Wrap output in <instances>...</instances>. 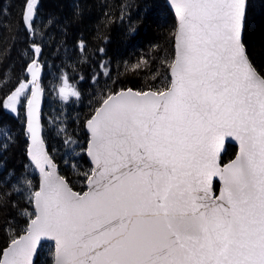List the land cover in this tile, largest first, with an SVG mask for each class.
<instances>
[{
    "label": "snow or ice",
    "instance_id": "1",
    "mask_svg": "<svg viewBox=\"0 0 264 264\" xmlns=\"http://www.w3.org/2000/svg\"><path fill=\"white\" fill-rule=\"evenodd\" d=\"M171 3L177 25L174 53L162 61L168 77L159 88L102 98L86 122L93 166L83 192L44 151L42 49L33 45L31 79H21L3 107L26 110L28 155L40 182L35 188L27 172L8 177L35 211L19 231L5 229L0 264H34L42 239L55 242L53 264H264V75L242 42L247 0ZM36 8L37 0H25L22 19L33 33ZM62 83L63 100L79 96ZM226 137L239 152L221 166ZM4 139L6 150L7 129Z\"/></svg>",
    "mask_w": 264,
    "mask_h": 264
},
{
    "label": "trees",
    "instance_id": "2",
    "mask_svg": "<svg viewBox=\"0 0 264 264\" xmlns=\"http://www.w3.org/2000/svg\"><path fill=\"white\" fill-rule=\"evenodd\" d=\"M247 3L242 42L252 65L264 75V0ZM24 11L25 0H0V247L7 246L5 229L19 231L35 211L26 192L12 191L8 177L27 172L39 187V174L28 157L25 108L17 113L3 107L20 80H28L33 45L42 49L43 139L60 174L77 192L87 189L84 173L92 168L85 125L102 98L122 89L159 88L168 77L162 61L174 53L176 22L166 0H37L34 33L25 29ZM64 79L78 97L62 99ZM5 129L11 136L6 150ZM236 151L227 144L220 163ZM53 253V242L42 243L34 264H53Z\"/></svg>",
    "mask_w": 264,
    "mask_h": 264
},
{
    "label": "water",
    "instance_id": "3",
    "mask_svg": "<svg viewBox=\"0 0 264 264\" xmlns=\"http://www.w3.org/2000/svg\"><path fill=\"white\" fill-rule=\"evenodd\" d=\"M166 3H167V5H168L169 9L171 10V12H172V14H173V17H174V19H175L176 25H177V16H176V13H175L174 6H173L172 3H171V0H166ZM175 29H176V27H175ZM243 30H244V24H243V29H242V37H243ZM174 44H175V41H174ZM38 66L41 67V73H40V86H41V95H40V127H41V139H42L43 142H44V139H43V133H42V123H41V114H42V109H43V107H44V97H45V95H44V89L42 88L43 65H38ZM27 74H29V75L31 76V74H30L29 72H27ZM128 89H131V88H128ZM132 90H133V91H136V90H134V89H132ZM25 111H26V110H25ZM91 117H92V116H91ZM85 126H86V125H85ZM26 127H27V117H26ZM86 131H87V133L90 135V133H89V131H88L87 128H86ZM30 144H31L30 136L28 135V148L30 147ZM227 144L234 145V146L236 147V149H237L235 156H234L230 161L234 160L235 157H236V155H237L238 152H239V144H238V142H237L236 140H234L233 138H231V137H226V138H225V141H224V144H223V146H222V148H221L220 156H219V160H218V163H219L220 165H221V163H220V157H221L222 154L225 152V150H226V148H227ZM87 146H88V144H87ZM43 147H44V151L46 152V154L51 158V156L49 155V152H48V149H47V146H46L45 142H44ZM86 155H87V153H86ZM28 157H29V155H28ZM87 158H88L89 162H90L91 165H92L91 159H90V157H88V155H87ZM29 159H30V157H29ZM51 159H52V158H51ZM52 161H53V159H52ZM230 161H228L227 163H229ZM53 163H54V165L56 166L57 174L60 175V176H62V175L60 174V172H59L58 165H57L54 161H53ZM227 163H225V164H227ZM223 165H224V164H223ZM223 165H221V166H223ZM92 166H93V165H92ZM36 170H37V172H38V174H39V170H38V169H36ZM62 177H63V176H62ZM39 182H40V175H39ZM216 182L218 183V187H217V190H214V183H216ZM214 183H213V192H214L215 195H219V194H220V189H221V182L219 181L218 178H215ZM46 241H51V240H48V239H42V240L39 242V244H38V246H37V253H35V254H34V257H33L34 262H35V260H36V258H37V254H38V252H39V250H40V247H41L42 243H44V242H46ZM52 242L54 243V250H55V242H54V241H52Z\"/></svg>",
    "mask_w": 264,
    "mask_h": 264
},
{
    "label": "rangeland",
    "instance_id": "4",
    "mask_svg": "<svg viewBox=\"0 0 264 264\" xmlns=\"http://www.w3.org/2000/svg\"><path fill=\"white\" fill-rule=\"evenodd\" d=\"M39 65H40V63H39ZM31 79V76L28 74V80H30ZM42 88H43V86H42ZM44 89V88H43ZM44 95H45V90H44ZM45 98V97H44ZM221 165H223L222 163H221ZM217 185V187H218V183L216 182V183H214V190H217V188L215 187Z\"/></svg>",
    "mask_w": 264,
    "mask_h": 264
}]
</instances>
